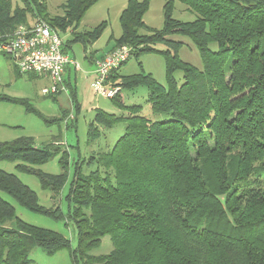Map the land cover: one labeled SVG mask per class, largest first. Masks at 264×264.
Here are the masks:
<instances>
[{"label":"trees","instance_id":"16d2710c","mask_svg":"<svg viewBox=\"0 0 264 264\" xmlns=\"http://www.w3.org/2000/svg\"><path fill=\"white\" fill-rule=\"evenodd\" d=\"M98 1L69 0L62 15L51 18L43 0L16 6L0 0V45L31 24L28 17L57 32L74 31ZM176 1L195 15L192 22L172 18L174 0L163 6L160 30L142 21L148 0H128L120 15L113 49L127 47L135 57L163 55L166 80L162 86L150 75L120 77L122 88L145 85L150 116L163 118L140 115L136 106L126 107V117L95 111L89 138L98 134L91 133L95 123L109 129L123 120L125 128L99 156V169L84 177L76 172L69 186L67 217L77 247L71 250L59 233L15 216L2 193L32 212L53 219L62 213L40 206L33 191L0 169V264H29L35 249L48 256L70 250L73 262L83 264H264V0ZM103 27L73 34L69 43L90 45ZM173 35L191 40L201 69L179 59L183 44L169 39ZM157 44L165 51L154 49ZM111 100L124 108L118 97ZM55 145L36 148L29 137L0 142V162H19L17 170L35 175L56 197L66 179L67 154ZM60 152V174L35 168ZM104 237L110 252L91 255Z\"/></svg>","mask_w":264,"mask_h":264},{"label":"rangeland","instance_id":"374dc122","mask_svg":"<svg viewBox=\"0 0 264 264\" xmlns=\"http://www.w3.org/2000/svg\"><path fill=\"white\" fill-rule=\"evenodd\" d=\"M69 0H43L46 15L53 18L62 15V7ZM142 1V0H137ZM167 0H148V9L143 16L146 27L160 30L163 27V6ZM128 0H99L90 7L79 21L76 30L58 32L64 44L71 42L73 34L92 31L99 25L104 27L97 40L90 45L82 46L81 43H69L66 53L74 63L78 65L70 67L69 75L66 74L65 92L55 97L44 96L41 89L48 85L45 78H29L17 74L10 58L0 52V142H12L21 137L33 139L36 148L46 147L48 144H56L59 151L67 154V166L65 167L66 179L59 192L54 197L47 188H42L35 175L27 174L16 169L19 162H0V169L15 175L24 185L33 191L38 204L45 208L58 207L62 217H52L35 213L11 196L2 193L1 197L9 202L15 210V216L23 222L38 228L59 233L70 242V249L77 247V231L67 215L72 210V204L67 202V194L71 182L75 179V173L81 177L99 169L97 160L99 156L111 149L119 137L124 133L123 120L116 122L107 129L95 123L92 136L89 138L88 128L94 124L95 111L101 110L116 117H126V107L136 106L140 115L150 116V107L147 104L148 90L145 85H139L133 89H124L120 77L133 75H150L158 84L165 86V61L159 53H143L138 57L130 56L118 70L117 75L113 71L107 79V84L120 88L118 97L124 108L115 106L111 99H106L96 94L93 70L97 60L114 50L115 41L121 35L120 15L125 9ZM13 6L21 5L20 0H11ZM172 18L179 22H192L195 15L187 12L185 7L174 0ZM29 23H34L28 17ZM139 35L146 34L144 29H138ZM169 39L181 42L183 45L178 50L179 59L197 69H201L202 62L198 50L190 39L180 35L170 36ZM154 49L165 51L162 44H157ZM215 50L216 45H210ZM174 77L178 83L182 81V73L177 71ZM71 91L73 101L71 100ZM16 101V102H15ZM20 102V103H19ZM28 109L29 111H27ZM152 119L163 116H150ZM92 131V130H91ZM60 154L54 155L46 163L35 167L40 171L57 175L62 172ZM53 205V206H52ZM111 250L108 237L101 240L99 247L93 249L90 254L94 256L106 255ZM29 264H83L73 262L70 250H60L53 255H46L42 250L35 249L29 254Z\"/></svg>","mask_w":264,"mask_h":264},{"label":"built area","instance_id":"2783aa9c","mask_svg":"<svg viewBox=\"0 0 264 264\" xmlns=\"http://www.w3.org/2000/svg\"><path fill=\"white\" fill-rule=\"evenodd\" d=\"M59 33L42 22L19 26L10 39L0 45V52L7 55L15 71L24 76L45 78L48 85L41 89L44 96L65 92L64 73L68 67L78 65L64 51ZM130 57L127 47H117L94 64L96 94L112 99L120 88L107 84L108 76L118 70Z\"/></svg>","mask_w":264,"mask_h":264},{"label":"crops","instance_id":"0c3cea01","mask_svg":"<svg viewBox=\"0 0 264 264\" xmlns=\"http://www.w3.org/2000/svg\"><path fill=\"white\" fill-rule=\"evenodd\" d=\"M13 65V64H12ZM75 70H77V69H75ZM14 71H15V69H14ZM69 71H70V67H68L67 69H66V71H65V73H64V76H63V80H64V82H65V79H64V77H65V75L66 74H68L69 75ZM16 72V71H15ZM17 73V72H16ZM18 74V73H17ZM29 78H32V79H35V78H37V77H34V76H28ZM41 79H43V78H41ZM44 80H46V79H44ZM47 81V80H46ZM66 83V82H65ZM65 85V84H64ZM46 87V86H45Z\"/></svg>","mask_w":264,"mask_h":264}]
</instances>
